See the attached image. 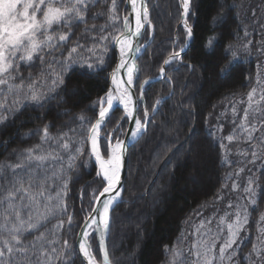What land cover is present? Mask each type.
<instances>
[{
	"label": "trees",
	"instance_id": "obj_1",
	"mask_svg": "<svg viewBox=\"0 0 264 264\" xmlns=\"http://www.w3.org/2000/svg\"><path fill=\"white\" fill-rule=\"evenodd\" d=\"M150 6L154 36L138 58V84L156 76L169 53L187 41L185 29L180 25L178 0H150ZM126 11V0H115L114 11L113 0H88L83 23L73 21L68 28L63 24L53 25L48 32L58 36L68 31V40L58 47H45L31 61L16 60L18 67L10 72L9 84L13 87L0 85V106H3L0 115L7 116L0 123V168H4L0 185H7L11 180V168L6 166L23 162L27 150L33 149V155L49 157L39 169L33 162V169L38 174L47 172L49 177L55 173L54 179L47 182L51 186L48 194L55 197L57 192L66 193L63 196L66 210L49 215L38 232L25 237L27 242L44 234L49 251L56 249L55 254L50 252V264H84L76 239L89 209L90 190L99 189L102 183L96 177L86 128L98 116L96 102L109 89L117 60L111 38L122 34ZM188 20L193 39L182 60L166 68L172 82L159 79L144 90V105L139 107L141 116L144 108L151 114L157 100L161 103L150 117L146 132L128 150L122 199L111 211L107 238L112 264H129L128 255L130 264H195L191 249L192 223L209 222L219 232L215 243L219 249L224 239L220 232L222 213L227 212L235 220L237 209L241 214L247 210L248 222L233 246L235 255L231 264H258L253 249L264 250V222L261 221L264 216V99L257 111L250 110L249 101V93L260 81L264 87V0H191ZM101 36L109 39L101 41L98 39ZM210 36L216 37L215 54L205 46ZM229 45L236 56L230 52L222 57V50ZM72 48L77 51L71 59L95 63L101 58L103 64L91 74H82L78 69L70 71L65 76L66 89L50 92L52 79L61 71L60 62L68 60ZM229 61H232L231 70L222 75L219 68ZM199 76L205 82L192 89ZM29 84L44 95L42 107L25 99L30 95ZM117 115H121L120 109L111 114L103 134L119 122ZM121 124L126 126L124 121ZM45 125L49 126L47 140L42 139ZM164 125L174 132L165 136ZM229 136L233 137L231 141ZM65 138L69 144L67 149L63 148ZM193 143L204 146L206 151L201 170L186 160ZM159 149L164 159L155 164L152 155ZM253 152L255 163H252ZM70 157H75L71 167ZM171 178L167 195L161 191L152 195L158 183L163 185ZM196 178H199L197 184ZM250 178H255L254 197L244 191ZM233 183L239 187L234 189ZM159 196L161 203L150 211L149 206ZM252 199L255 204L251 203ZM40 203L38 211L44 213L45 201ZM5 207L0 206V224ZM60 221L63 225L57 227Z\"/></svg>",
	"mask_w": 264,
	"mask_h": 264
},
{
	"label": "snow or ice",
	"instance_id": "obj_2",
	"mask_svg": "<svg viewBox=\"0 0 264 264\" xmlns=\"http://www.w3.org/2000/svg\"><path fill=\"white\" fill-rule=\"evenodd\" d=\"M131 9V18L125 16L123 24L125 31L120 36L112 37V41L118 45L119 63L112 73L113 88L109 89L103 97L96 103L99 106L98 118L95 123L86 128V139L90 143L91 155L94 157L99 171L97 176L102 178L100 189L93 193L92 201L94 206L91 211L84 217L83 231L81 232V239L79 241V252L86 259L87 264H98L91 250L89 237L95 233H99V247L104 253L103 264H109L107 252L105 250V235L110 227V212L114 205L122 199V191L120 183V174L122 159L126 147V140H121L117 136L120 132L121 123H117L112 132L107 133L104 137L106 141L105 153L100 149V129L106 123L107 118L110 117V110L114 109V104L122 105L123 116L120 118L121 122L127 120L131 127L128 129L126 138L135 140L139 135L146 132L148 124L151 122L150 113L147 108H144L142 116L136 108L133 99V92L131 91L133 85L136 83L135 73L137 68L132 57V53L140 51V47L134 45V38L138 41L143 36V29L145 24H151L149 13L144 6L143 0H128ZM59 4V6H57ZM191 0H182L183 9V23L187 41L193 38V28L188 24V16L190 13ZM88 8V0H0V85L9 84L12 79L10 72L16 70L18 67L15 64L16 60L31 61L34 56L41 52L45 47H58L59 43H63L69 39L70 32L66 31L58 36L48 34L53 25L63 24L66 28L70 27L73 21L83 23L85 20L84 13ZM115 9V0H113V11ZM38 16L42 18H38ZM115 19V16H113ZM95 27V26H93ZM101 41L108 40L109 37L101 36L98 38ZM216 37L210 36L206 39V48L211 49L215 54L214 44ZM187 43L178 51L173 50L168 57L163 60L159 68V76L161 79L171 83V77L167 75L166 68L174 61L182 60V53H184ZM107 49L105 48L104 51ZM77 51L72 48L69 52L67 61H61V71L52 79V87L50 92L56 89L64 90L65 76L72 70H79L82 74H91L100 70L103 60L97 59V62H89L84 60L82 62L71 59L72 54ZM231 52V45L222 50V57H227ZM233 57L235 52H231ZM232 61L219 68V72L224 75L231 70ZM188 67L194 69V65L189 64ZM124 72L126 78L118 77L117 73ZM7 76V79L4 77ZM22 79V78H21ZM150 83L145 80L138 84L141 92L140 100L143 99V92ZM13 86L9 84L11 89ZM19 87H22L19 86ZM28 89L30 95L25 97L43 106L42 101L45 97L42 93L38 94L34 86L29 84ZM255 89L249 93V101L255 94ZM49 99L51 96L48 97ZM264 99V96L261 97ZM161 100H157L155 111ZM3 107V106H0ZM4 110H8L5 108ZM247 117V112H245ZM82 121L84 118H81ZM7 120V116L0 115V123ZM48 125L43 129L42 139H50L48 132ZM249 135V139H251ZM232 136L228 137L231 141ZM69 144L67 138L63 143V148L67 149ZM33 149L27 150L23 162L16 165H8L11 168V180L7 185H0V206L5 207V215L3 223L0 224V264H50V252L55 254L56 249H49L45 245L44 234L41 233L31 241L25 242L26 235L33 232H38L44 223L48 220L49 215L55 214L57 211L64 212L66 206L63 203L64 192H57L53 197L50 194V185L47 183L53 177H49L47 172L37 173L33 169L32 164L36 162V168L49 157L43 155H33ZM80 150H77L79 152ZM193 151V149H189ZM252 163L256 162V153H252ZM75 157H70L69 167ZM243 171V169L241 170ZM4 168H0V176H3ZM255 178H250L244 191L249 193L251 197L255 196V189L253 184ZM67 185H64L66 188ZM232 187L235 189L239 185L233 183ZM36 188L38 191H33ZM102 189V190H101ZM98 193V194H97ZM43 204L44 213H40L38 208ZM255 199L251 200L255 204ZM233 207V205H229ZM261 221L264 222V216H261ZM248 222V212L245 209L243 214L237 209L235 213V220L227 224V239H223L218 249V255L215 251L216 244L212 242H201L194 246L195 264H231L235 250L233 246L237 244L238 237H240L241 230ZM69 226L72 223V217H68ZM63 221L57 225L62 227ZM89 229L92 231L90 232ZM223 231V230H221ZM221 238V237H218ZM67 244V241L64 242ZM230 250H232L230 252ZM258 264H264V250L253 249ZM251 254L249 259H251Z\"/></svg>",
	"mask_w": 264,
	"mask_h": 264
},
{
	"label": "rangeland",
	"instance_id": "obj_3",
	"mask_svg": "<svg viewBox=\"0 0 264 264\" xmlns=\"http://www.w3.org/2000/svg\"><path fill=\"white\" fill-rule=\"evenodd\" d=\"M147 11L150 14L152 12L151 6H150V0H148V2H147ZM150 21H151V17H150ZM204 82H205L204 79H202L201 76H199L197 78V81L194 82L193 87L192 86H190V87H192V89H197L200 86V83H204ZM255 89H256V92L252 97V101L250 102V110L251 111H255V110L257 111L260 108V105L262 102V98H261L262 92H263V96H264V87H263L261 81H260L259 85L256 86ZM189 90H190V88H189ZM72 91L74 92L75 90L72 89ZM135 91L138 92L137 91V82L135 85ZM60 102L62 103L63 101H60ZM249 113H251V112L249 111ZM117 116L120 120V118L123 116V110L121 111V115H117ZM122 122H119V123H122ZM124 122H126V120H124ZM116 124H114L112 126L111 130L109 129L108 133L112 132V130L115 128ZM124 125H125V123H124ZM125 128H126V126L125 127L121 126L120 132L117 133V136L119 137V139H121V137L123 136V134L125 132ZM162 131H163L165 136H168L174 132V130L168 128L167 125L163 126ZM100 137H101L100 149H102V153H105V147L106 146H104V145H106V141L104 140L105 136L103 137V133H101V132H100ZM160 146L164 147V144H161ZM191 149H193V151L190 152L188 150V156H187L186 160L189 161L191 164L195 165L196 169L201 170L203 165H204V162L206 161L205 160V153H206L205 148H204V146H201L200 144L193 143L191 146ZM182 153H184V152L183 151L180 152L178 154L179 155L178 157H180ZM160 154H161L160 149L156 150L153 153L152 158H153V161L155 162V164H158L160 161H162L164 159V156H162ZM105 158H107L106 153H105ZM149 167H151L152 170L154 169V166L153 167L149 166ZM201 178H202V176H201ZM171 181H173V178H171V180H168L167 183H165L163 185L158 183L156 185L155 189L152 191V195H155L156 193H159L160 191L162 194L167 195V193L169 192V189L171 187ZM195 181L197 184L199 181V178H196ZM96 190L97 189L95 187L91 188V190H90L89 209L87 210L88 212H90L91 208L93 207L92 197H93V193L96 192ZM161 199H162L161 196H159L154 201V203L149 206V210L152 211L153 208L157 207L161 203ZM88 212H87V214H88ZM220 220H222V222L220 223V232L223 234L224 239H227V224L232 222L233 220H232L230 215H227V212L222 213ZM192 224H193V230H191V235L193 236V241H192V244H191V242H190V244H191V249L193 251V255L195 256V252L197 249L194 246L200 244L201 242H208L209 244H211L212 242L216 243L217 242V235L219 234V232H217V230H214V228L211 225H209V222L204 221V220L196 222L195 225H194V222ZM195 227L197 229H195ZM221 230H223V231H221ZM90 244L92 245V248L95 250V252L97 254V251L95 249L96 246H95V243L93 240V234L90 236ZM217 250L218 249H216L215 251H217ZM127 259H128L129 264H130L131 256L128 255Z\"/></svg>",
	"mask_w": 264,
	"mask_h": 264
},
{
	"label": "water",
	"instance_id": "obj_4",
	"mask_svg": "<svg viewBox=\"0 0 264 264\" xmlns=\"http://www.w3.org/2000/svg\"><path fill=\"white\" fill-rule=\"evenodd\" d=\"M180 1H181V0H180ZM145 2H146V0H143L144 6L146 7ZM126 3H127V8H128V15H127V16H129V17L131 18V9H130V7H129L128 0H126ZM181 12H182V20H183V9H182V7H181ZM144 29H145V28H144ZM144 29H143L142 31H144ZM141 39H142V37H140L138 41L136 40V38H134V40H133L134 45L139 46L140 49H142V48H144V46H146V44H145V45H144V44H141ZM189 44H190V42H188L187 45H189ZM186 48H187V47H186ZM186 48H185V49H186ZM141 51H142V50H140L139 52H136V51L134 50L133 53H132V57H133L134 59H133L132 61H130V62H134V63H135L136 68H137V72H138L137 58H138L139 54L141 53ZM116 52H117V48H116ZM182 54H183V53H182ZM118 63H119V60L117 61L115 68L117 67ZM115 68H114V69H115ZM137 72H136V73H137ZM136 73H135V74H136ZM121 74H122L123 78H126V77H125V74H124L123 71H121ZM117 75H118V73H117ZM136 75H137V74H136ZM111 79H112V75H111ZM131 91L133 92V99H134V102H135V104H136V108H137L138 101H137V98H136V94H135V92H134L133 89H131ZM116 107H117V105H114V109H115ZM114 109H113V110H114ZM110 112H112V110H110ZM130 127H131V125H130V123L128 122V127H127V130H126V133H125L124 139H123V140H126V147H125L124 156H123V159H122V166H121V174H120V183H121V187H122L123 179H124L125 172H126V164H127V161H128V148H129L130 144L134 141V140L131 139L130 137H129V138H126V134L128 133V129H129ZM83 224H84V223H83ZM82 231H83V225L81 226V229H80V231H79L78 238H77L78 251H79V241H80V239H81V232H82ZM96 236H97V243H98V246H99V233H98V232H96ZM106 238H107V237H105V250H106ZM99 250H100V254H101L102 261H104V253H103V251H101L100 247H99ZM106 252H107V251H106ZM79 254H80V256L82 257L84 263L87 264V261H86V259L83 257V255H82L80 252H79ZM108 262H109V264H111L110 261H109V259H108Z\"/></svg>",
	"mask_w": 264,
	"mask_h": 264
},
{
	"label": "bare ground",
	"instance_id": "obj_5",
	"mask_svg": "<svg viewBox=\"0 0 264 264\" xmlns=\"http://www.w3.org/2000/svg\"><path fill=\"white\" fill-rule=\"evenodd\" d=\"M138 2H139V0H138ZM119 47V46H118ZM118 77H121V78H123V76H122V74H121V72L120 73H118ZM111 88H113V85H112V82H111V86H110V89ZM116 104H118V103H116ZM119 105V104H118ZM94 158V157H93ZM94 161H95V159H94ZM95 164H96V162H95ZM96 166H97V169H98V171H99V168H98V165L96 164ZM111 213V212H110ZM89 231L91 232L92 230L91 229H89ZM89 242H90V237H89Z\"/></svg>",
	"mask_w": 264,
	"mask_h": 264
}]
</instances>
